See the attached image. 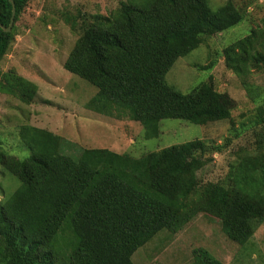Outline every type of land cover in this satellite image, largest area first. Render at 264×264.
Returning <instances> with one entry per match:
<instances>
[{"label": "trees", "instance_id": "1", "mask_svg": "<svg viewBox=\"0 0 264 264\" xmlns=\"http://www.w3.org/2000/svg\"><path fill=\"white\" fill-rule=\"evenodd\" d=\"M255 1L122 0L110 14L83 20L64 67L97 88L88 109L138 121L146 137L160 135L164 118L227 121L235 130V106L211 77L188 92L166 78L176 60L207 36L250 19ZM14 2L11 30L0 27V92L30 104L38 85L1 66L30 0ZM12 9L11 0H0L6 27ZM223 56L256 103L241 122L252 126L255 146L242 151L229 180L200 182L197 171L206 156L221 152L201 138L140 157L103 147L73 156L63 152L56 131L22 123L18 136L28 157L9 152L0 139V166L20 182L0 199V264H135L133 255L157 234H174L199 213L219 220L230 240L245 245L264 223V85L249 81L264 72V19L225 46ZM193 256V264H225L205 248Z\"/></svg>", "mask_w": 264, "mask_h": 264}, {"label": "rangeland", "instance_id": "2", "mask_svg": "<svg viewBox=\"0 0 264 264\" xmlns=\"http://www.w3.org/2000/svg\"><path fill=\"white\" fill-rule=\"evenodd\" d=\"M122 0H30L19 21L16 36L1 66L4 71L14 67L39 90L32 103L0 92V139L9 152L28 157L30 149L18 136L22 123L56 131L62 136L63 152L77 156L84 148L103 147L140 157L150 151L178 145L196 138L205 140L210 148L220 146L206 156L205 165L197 171L202 184L229 180L231 166L243 150L254 148L252 126L247 120L255 108L242 86V79L225 63L223 49L247 34L255 23L264 19V0H256L250 19L236 26L207 36L204 43L179 57L167 74V82L188 92L201 80L210 79L219 92L229 94L234 104L236 128L227 121L196 124L185 119L164 118L160 135L146 137L144 126L127 118L118 120L86 107L97 88L69 72L64 62L91 15H108ZM219 1V0H218ZM251 0H239V4ZM68 16V20L64 17ZM252 21L254 23H252ZM250 76V82L264 85V72ZM227 94V95H228ZM239 132L238 139H232ZM19 180L0 166V199L19 187ZM205 248L225 264H264V223L245 245L230 240L217 219L197 214L178 232L161 231L134 255L135 264H193V250Z\"/></svg>", "mask_w": 264, "mask_h": 264}, {"label": "water", "instance_id": "3", "mask_svg": "<svg viewBox=\"0 0 264 264\" xmlns=\"http://www.w3.org/2000/svg\"><path fill=\"white\" fill-rule=\"evenodd\" d=\"M12 5H13V9H12V17H11V21L8 27H6L5 25H3L2 23H0V27H2L4 30L6 31H10L12 28V25L14 23V18H15V13H16V7H15V2L14 0H11Z\"/></svg>", "mask_w": 264, "mask_h": 264}]
</instances>
